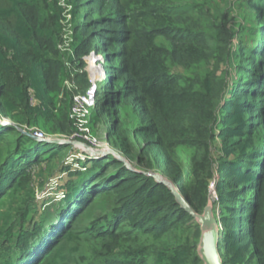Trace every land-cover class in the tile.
I'll return each mask as SVG.
<instances>
[{"label":"trees","instance_id":"trees-1","mask_svg":"<svg viewBox=\"0 0 264 264\" xmlns=\"http://www.w3.org/2000/svg\"><path fill=\"white\" fill-rule=\"evenodd\" d=\"M64 1L67 41L57 0H0V117L13 123H0V264H203L199 224L143 171L201 211L215 191L222 264H264V0H237L236 27L207 0ZM89 52L105 77L88 124L135 171L86 160L41 208L32 169L68 145L15 125L67 132L63 81L88 87L76 69Z\"/></svg>","mask_w":264,"mask_h":264},{"label":"rangeland","instance_id":"rangeland-1","mask_svg":"<svg viewBox=\"0 0 264 264\" xmlns=\"http://www.w3.org/2000/svg\"><path fill=\"white\" fill-rule=\"evenodd\" d=\"M61 6L64 8V12L62 13V16L64 19L62 20L63 24V34L62 38L63 40H68L69 37V27L67 25V20L69 19L68 12L66 13V7H64V0H57ZM235 2H232V0H207V3L209 5V10L211 13H214L217 17L220 15L224 14L225 16L230 17L228 26L236 27L237 21L240 20V17L238 15V10L235 7ZM66 17V18H65ZM62 44H59V46ZM62 53L66 54H72L74 55V52L72 51V48L67 47L64 48V45L59 47ZM91 53L89 52L85 57H84V65L83 67L76 69V71L82 72L84 71L86 73L87 79H88V87L84 91L78 90V86L76 85L75 81L73 79H65L63 81V85H65L66 89L71 93V101H68L62 97L60 103L62 107L67 108V117L69 121V130L67 132H48L47 134L53 135V136H71L72 133L75 130V127L72 123V121L69 119V109L71 107V102L73 95L76 93H83L85 92L89 87L93 86L95 87L94 92L96 93L97 89L99 88V91L97 92L99 94L100 90L103 87V72L99 68L98 64L95 62V60L90 59ZM75 58V55H74ZM65 61V60H64ZM66 63V62H65ZM74 73V71H73ZM71 72L70 76L72 77L73 74ZM89 109V113L87 114V119L89 117V114L91 112V108ZM95 121V120H94ZM0 122L6 124V123H11L10 119L5 118V117H0ZM38 128V127H37ZM88 128L90 130V133L98 138V140L102 142H107L106 134L105 132V127L102 123L96 122V123H91L90 125L88 124ZM39 129L42 131V129L39 127ZM71 139L70 141H72ZM49 145V144H48ZM109 145V144H108ZM80 155V152L77 148L72 147L68 145L67 148H65L63 151H61L59 154H57L53 158H48V154H43L42 159L44 161L38 163L35 165V167L32 170V173H34L32 181L30 182L29 186L35 190L33 197L35 198V204L37 206L43 207L42 204H47L51 201L53 197H55L57 200L60 198L62 195V188L61 184L63 181L67 178V173L68 171H74V170H83L86 168L82 163H85V159H82ZM90 165V164H88ZM141 169H143L141 167ZM192 175H187V179H192ZM208 189L210 190L212 194V187L211 185H208ZM179 192V191H178ZM180 193V192H179ZM181 194V193H180ZM7 203L5 207H7ZM41 203V204H40ZM190 205V204H189ZM194 213L196 214H201V209H195L194 207L190 206ZM198 210V211H197ZM212 215H218V212L216 210L211 211ZM35 214V207L34 209L28 214V218L31 219L34 217ZM193 217V216H192ZM30 221L26 222L25 224L29 223ZM192 222L194 224L197 223V221L192 219ZM198 224V223H197ZM219 226V225H218ZM219 228V227H218Z\"/></svg>","mask_w":264,"mask_h":264},{"label":"water","instance_id":"water-1","mask_svg":"<svg viewBox=\"0 0 264 264\" xmlns=\"http://www.w3.org/2000/svg\"><path fill=\"white\" fill-rule=\"evenodd\" d=\"M15 125V124H14ZM17 130L22 134H26L32 139L36 138L26 132L22 127L15 125ZM55 144H66L76 147L80 151L86 152L88 154H99V150L90 147L88 144L81 141H68V140H53ZM103 154H112L115 158L121 161L129 170L135 171L133 165L126 160L119 152L110 148ZM142 173L154 177L157 182L163 183L166 185L174 194L176 201L179 205L186 210L199 224L200 236L197 244V254L202 260L203 264H222V259L219 254L218 244H219V226L216 218L211 213L212 203L211 200L207 202V205L201 211V214H196L190 207L187 200L183 197L182 194L173 186L171 181L166 179L159 173L143 171Z\"/></svg>","mask_w":264,"mask_h":264},{"label":"built area","instance_id":"built-area-1","mask_svg":"<svg viewBox=\"0 0 264 264\" xmlns=\"http://www.w3.org/2000/svg\"><path fill=\"white\" fill-rule=\"evenodd\" d=\"M65 5V1H64ZM91 60H95V57L91 54L90 56ZM95 87L94 85L89 87L85 92L83 93H76L73 95L71 107L69 109V119L72 121L75 130L72 133L71 136H53L50 134H47L46 132L41 131L39 128L32 127V128H25L26 131L33 135L36 140L38 141H44L46 143L52 142L54 139L58 140H68L70 141H81L86 144H88L90 147L106 151L109 148V145L106 142H102L98 140L95 136H93L90 133V130L88 128V119L87 114L89 113V109L91 106H94L95 104V95H94ZM80 155L84 158H95L100 157L101 154H86L84 152L80 151ZM82 158V159H84Z\"/></svg>","mask_w":264,"mask_h":264},{"label":"clouds","instance_id":"clouds-1","mask_svg":"<svg viewBox=\"0 0 264 264\" xmlns=\"http://www.w3.org/2000/svg\"><path fill=\"white\" fill-rule=\"evenodd\" d=\"M236 0H232V2H235ZM91 53V52H90ZM92 55H93V53H91ZM94 56V55H93ZM99 66V65H98ZM99 68L101 69V71L104 73V71H103V69L99 66ZM105 77V76H104ZM104 79V78H103ZM94 95H95V93H94ZM0 123H2V122H0ZM2 124H4V123H2ZM6 124H9V123H6ZM12 125H13V123H11ZM25 131H26V129L25 128H23ZM27 132V131H26ZM34 140V139H33ZM58 140H61V139H58ZM35 141H37V142H42V143H46V142H44V141H38V140H35ZM46 144H55L54 142H49V143H46ZM55 145H66V144H55ZM71 146V145H70ZM73 147V146H72ZM76 148V147H75ZM110 148H112V147H110L109 146V148L108 149H110ZM112 149H114V148H112ZM79 150V149H78ZM115 150V149H114ZM107 151V150H106ZM106 151H104V152H106ZM117 151V150H116ZM79 152H80V150H79ZM81 152H83V151H81ZM118 152V151H117ZM84 153H86V152H84ZM120 153V152H119ZM86 154H88V153H86ZM121 154V153H120ZM106 155H112V154H106ZM105 154H101V156L100 157H95V158H84L85 160H89V159H97V158H101V157H103V156H106ZM210 200H211V203H212V207H211V211H213V210H215V208H216V206H217V203H218V195L216 194V192L215 191H213V195H212V197L210 198ZM204 209V208H203ZM217 211V210H216ZM214 216V215H213ZM217 220V219H216ZM218 222V221H217ZM218 225H219V223H218Z\"/></svg>","mask_w":264,"mask_h":264},{"label":"bare ground","instance_id":"bare-ground-1","mask_svg":"<svg viewBox=\"0 0 264 264\" xmlns=\"http://www.w3.org/2000/svg\"><path fill=\"white\" fill-rule=\"evenodd\" d=\"M103 153H104L103 149L102 150H99V154H103Z\"/></svg>","mask_w":264,"mask_h":264}]
</instances>
